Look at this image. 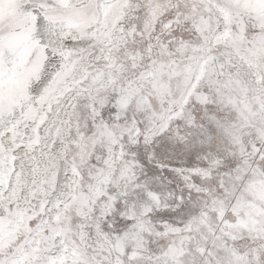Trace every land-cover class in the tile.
<instances>
[{
	"label": "snow or ice",
	"instance_id": "6c2138e0",
	"mask_svg": "<svg viewBox=\"0 0 264 264\" xmlns=\"http://www.w3.org/2000/svg\"><path fill=\"white\" fill-rule=\"evenodd\" d=\"M0 264H264V0H0Z\"/></svg>",
	"mask_w": 264,
	"mask_h": 264
}]
</instances>
